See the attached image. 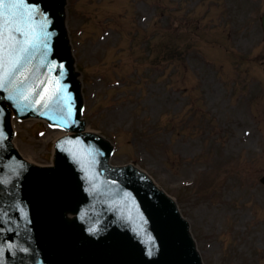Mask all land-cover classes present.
<instances>
[{
	"label": "rangeland",
	"instance_id": "1",
	"mask_svg": "<svg viewBox=\"0 0 264 264\" xmlns=\"http://www.w3.org/2000/svg\"><path fill=\"white\" fill-rule=\"evenodd\" d=\"M264 0H70L91 129L175 197L205 264H264ZM15 122L49 164L60 132Z\"/></svg>",
	"mask_w": 264,
	"mask_h": 264
},
{
	"label": "water",
	"instance_id": "2",
	"mask_svg": "<svg viewBox=\"0 0 264 264\" xmlns=\"http://www.w3.org/2000/svg\"><path fill=\"white\" fill-rule=\"evenodd\" d=\"M28 1L42 4L37 19L3 0L34 39L15 71L0 67V264H201L175 202L146 174L112 168V144L87 132L66 0ZM15 35L19 48L27 37ZM13 116L71 132L52 167L22 160Z\"/></svg>",
	"mask_w": 264,
	"mask_h": 264
},
{
	"label": "snow or ice",
	"instance_id": "3",
	"mask_svg": "<svg viewBox=\"0 0 264 264\" xmlns=\"http://www.w3.org/2000/svg\"><path fill=\"white\" fill-rule=\"evenodd\" d=\"M6 7L3 0H0V67H5L3 77L9 75L8 67L10 66L12 71H15L19 67L23 55L27 53L28 47L31 46L32 40L34 39V29L31 32H26L23 30L22 24L15 20V18H9L3 13V9ZM11 8H25L26 12L29 14V18L34 9H28L24 3V0H14L11 5H8ZM27 37L23 41V46L17 47L20 44V41L16 39V35ZM23 75V73H21ZM3 77H0V81L3 80ZM23 82V81H21ZM47 88L44 89L47 92ZM31 91V90H30ZM23 99L27 100L28 96L25 95ZM49 100L52 99V96L48 97ZM41 100H44V95L41 94L39 99L36 101L37 104ZM47 107V103H45Z\"/></svg>",
	"mask_w": 264,
	"mask_h": 264
},
{
	"label": "bare ground",
	"instance_id": "4",
	"mask_svg": "<svg viewBox=\"0 0 264 264\" xmlns=\"http://www.w3.org/2000/svg\"><path fill=\"white\" fill-rule=\"evenodd\" d=\"M0 253H3V251H0Z\"/></svg>",
	"mask_w": 264,
	"mask_h": 264
}]
</instances>
